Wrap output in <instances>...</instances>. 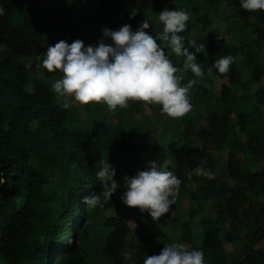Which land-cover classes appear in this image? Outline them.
Instances as JSON below:
<instances>
[{
  "label": "trees",
  "instance_id": "trees-1",
  "mask_svg": "<svg viewBox=\"0 0 264 264\" xmlns=\"http://www.w3.org/2000/svg\"><path fill=\"white\" fill-rule=\"evenodd\" d=\"M194 1L43 0L38 8L50 5L52 25L59 32L56 39L48 20L33 14L35 6L26 0H0L5 9L0 16V172L6 177L0 185V264H143L165 246L161 240L166 230L170 243L202 250L205 264H264V128L260 127L264 67L251 62L249 50L242 45L230 44L214 33L203 34L211 25L210 0ZM225 1L235 5L242 23L254 21L258 40H264V27L259 25H264V11H246L240 0ZM165 8L197 10L196 23L189 19L181 35L190 51L194 48L188 41L204 44L205 50L196 57L202 78L181 70L180 57L168 50L165 41L160 44L180 69L181 85L197 81L189 97L193 107L205 106L204 125L195 127L199 119L193 108L175 121L167 118L163 133L170 131L171 138L163 151L154 144L148 158L132 165L127 155L136 158L138 152L131 133H125L126 116L142 111L146 103L129 102L115 112L89 103L83 105L88 117L81 118L80 110L64 107V99L52 89L62 73L42 68L40 76L42 63L36 57L43 59L48 47L60 40L70 44L80 39L85 46H97L103 38L111 44L103 29L118 30V23L136 31L148 20L151 25L145 31L159 35L163 25L156 17ZM75 18L91 30L81 31ZM229 55L234 60L227 73L212 68L214 61ZM246 68L249 76L242 80ZM214 81L219 85L211 94ZM108 113L112 119L106 122ZM231 124L239 127L245 140L230 139ZM143 127H147L145 120L136 122L135 133L143 135ZM191 136L195 146L184 143ZM162 156L173 161L169 170L182 181L176 203L159 220L131 207L133 220L142 225L131 243L126 220L105 215L114 207L113 195L95 208L85 205L83 196L101 194L103 202L96 171L105 162L115 170L117 189L125 190V176L147 169L150 161ZM197 167L212 172L213 178L196 175ZM182 198L191 201L186 210ZM153 238H158V244L147 247Z\"/></svg>",
  "mask_w": 264,
  "mask_h": 264
},
{
  "label": "clouds",
  "instance_id": "clouds-1",
  "mask_svg": "<svg viewBox=\"0 0 264 264\" xmlns=\"http://www.w3.org/2000/svg\"><path fill=\"white\" fill-rule=\"evenodd\" d=\"M240 7L250 12L264 11V0H240ZM4 12L0 5V16ZM158 19L163 31L155 36L145 31L151 24L144 20L136 31L129 24L118 30L103 29V37L110 38L111 44H105L102 38L97 46H85L80 39L70 44L60 40L49 46L42 67L48 72L62 73L52 84V89L64 99V107H70V101L74 100L81 105L103 104L109 112H115L118 108H127L129 102H143L159 105L160 111L171 118H181L191 112L193 105L189 91L197 81L189 80L186 85H181L180 69L165 54L160 41H165L176 56L184 57L183 70H190L197 78L204 76L202 67L196 62L197 54L205 50L204 44L188 41L194 51L185 46V37L181 33L185 32L190 19L187 11L165 8L159 12ZM233 60L230 55L221 57L214 61L212 68L225 74ZM195 174L213 178V173L202 167H197ZM114 175L115 170L108 161L105 162L96 171V178L103 185V202L101 194L83 196L82 202L93 208L107 203L118 188ZM123 182L125 191L120 196L121 201L147 212L153 220H159L169 212L182 184L181 179L169 170L167 161L160 164L150 161L147 169L125 176ZM5 183L6 177L0 172V185ZM143 264H205V257L202 250H189L184 244L173 242L165 244L159 254L147 256Z\"/></svg>",
  "mask_w": 264,
  "mask_h": 264
},
{
  "label": "rangeland",
  "instance_id": "rangeland-1",
  "mask_svg": "<svg viewBox=\"0 0 264 264\" xmlns=\"http://www.w3.org/2000/svg\"><path fill=\"white\" fill-rule=\"evenodd\" d=\"M43 0H26V4L29 6H35V10H33V14L36 16V18L40 19H46L48 20L50 27H51V33L52 37L58 39L59 38V32L56 29L54 25H52V19L51 13H50V5L46 4L45 6H42L40 8L39 5ZM203 0H195L194 3ZM169 4H174L175 0H167ZM210 5V20H211V25L207 27L205 30H203V34L206 33H214L218 37H225L226 41L230 44L234 45H242L245 50H249V55L252 59L251 62H256L259 63L258 65L264 67V40H258L257 35L254 32V29L256 28V24L254 21L249 22L248 24L242 23L237 14H236V7L235 5H232L225 0H210L209 1ZM189 9V15L190 19L192 20V24L196 23V15L198 13L196 12L197 10L195 9ZM152 18V17H151ZM158 18V14L157 17ZM17 20V17H15ZM74 24H76L78 27H80L81 31L84 32H89L91 30V27L88 26V24H85L83 21H79L77 18L73 20ZM188 23V22H187ZM261 25V27H264V25ZM122 26L121 23H118V29ZM163 31V30H162ZM162 33V32H161ZM49 36L46 35L44 36V43L48 41ZM168 50H171L168 48ZM249 57V58H250ZM237 58H240V55L237 56ZM181 59V64L179 65V68L183 70V59L184 57H180ZM42 57L38 56L36 57V62L38 61L42 63ZM256 65V64H255ZM42 64H39L38 72L39 75L42 76L43 69H42ZM180 73V71H179ZM181 74V73H180ZM242 80L248 79L249 76V69L246 68L242 72ZM214 90H211L210 93L212 94L213 92L216 91V87L219 85L216 81H214ZM253 87V85L250 86V88ZM60 99H63L60 97ZM211 102L215 103V97L212 98ZM91 104V103H90ZM71 106H75L80 110V116L81 118H86L88 117V113L85 112L83 105L79 104L78 102L71 100L70 101ZM92 105V104H91ZM94 106V105H92ZM100 110L103 108V105H100ZM210 106V105H209ZM208 107V106H207ZM103 109H107L104 107ZM195 113L198 114V119L197 125L195 126L198 128L201 125H204V120L203 116L205 115V106L201 103L195 105L193 107ZM108 110V109H107ZM94 114V112H92ZM203 113V114H202ZM187 115V114H186ZM126 127H125V133L132 135V140L136 143V150L138 152V155L136 158L130 159L129 156L127 155V160L131 162L132 165H136L139 163V160L141 159H146L150 156L152 146L155 144L156 146L159 147L160 151H163V147L168 140L171 138V132L166 131V133H163L164 127L166 126L165 122L167 118L175 119L176 118H171L168 117L166 114H163L160 111V106L159 105H152V104H146L143 107V110L140 112H136L133 115L126 116ZM106 122H109L112 118L111 116L108 115L106 116ZM140 120H145V123L147 127H143V135H137L135 133V124L136 122H139ZM233 123V121H231ZM231 131H230V139H237V140H245V134L239 130V127L237 125L231 124ZM261 128H264V121L261 123ZM194 136H191L187 140H184V143H190L191 145H196L194 142ZM213 155L215 157H219L220 152L217 150L213 151ZM156 158V157H155ZM154 158V159H155ZM167 161L169 164L173 165L172 160H166L165 157L162 156V158L158 157L156 159V162L159 161ZM125 190L122 189H117L116 192L113 194L114 198V207L107 210L105 212L106 216H117L121 217L126 220L128 225L131 228V234L129 235V241L135 242L136 236L138 232L141 231L142 225L140 222H135L131 216V207L125 205L121 199L120 196ZM182 207L184 210L188 209L190 207V199L189 198H182ZM149 216V214L147 213ZM167 233L163 239L161 240L164 244H169L170 243V237L168 235L169 231H164ZM164 235V234H163ZM158 238H153L151 242L148 243L147 247L153 246L158 244ZM229 248V247H227ZM127 251H129V247L126 248ZM126 257L129 258L128 254H126Z\"/></svg>",
  "mask_w": 264,
  "mask_h": 264
}]
</instances>
